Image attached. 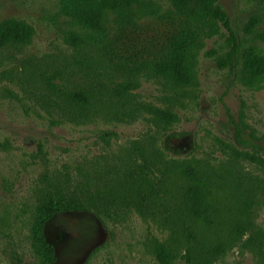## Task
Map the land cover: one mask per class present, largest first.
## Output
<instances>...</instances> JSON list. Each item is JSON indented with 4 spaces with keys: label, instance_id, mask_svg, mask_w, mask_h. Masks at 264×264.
Listing matches in <instances>:
<instances>
[{
    "label": "rangeland",
    "instance_id": "rangeland-1",
    "mask_svg": "<svg viewBox=\"0 0 264 264\" xmlns=\"http://www.w3.org/2000/svg\"><path fill=\"white\" fill-rule=\"evenodd\" d=\"M214 2L229 15L242 60L218 65L228 49L223 30L201 40L191 86L130 75L136 101L178 116L157 126L148 114L72 119L49 97L47 80L89 87L104 66L85 53L84 70L70 73L62 0H0V23L18 19L34 31L23 48L0 49V264H161L157 243L178 255L190 250L193 264H264V169L233 152L264 158V0ZM159 29L146 25L139 34ZM171 160L201 167L209 220L185 210ZM58 184L89 209L63 202L45 221L49 263L33 249L32 228L38 202ZM170 264L188 263L178 256Z\"/></svg>",
    "mask_w": 264,
    "mask_h": 264
},
{
    "label": "trees",
    "instance_id": "trees-1",
    "mask_svg": "<svg viewBox=\"0 0 264 264\" xmlns=\"http://www.w3.org/2000/svg\"><path fill=\"white\" fill-rule=\"evenodd\" d=\"M170 1L172 8L163 9L150 0H62V13L68 18L63 33L67 55L72 59L67 67L70 73L84 70L85 53L94 54L104 68L97 84L89 87L70 89L47 80L49 97L58 100L67 114L79 122L87 121L96 112L120 121L148 114L157 126L177 122L178 116L169 110L136 101L126 86L130 75L147 71L165 77L174 85L191 86L195 82V53L201 40L223 30L228 49L218 57V65L235 68L242 54L229 15L214 0ZM151 24L159 26V35L139 34L142 27ZM33 34V28L22 20H4L0 23V49L23 48ZM116 77L121 81L115 83ZM233 152L264 169V158ZM169 162L184 183L180 197L185 210L195 218L209 220L212 206L201 167L194 160ZM63 202L67 210L89 209L77 193L67 197L59 184L42 196L36 207L32 246L49 263L54 259V250L45 240L43 226L53 213L63 208L60 205ZM154 248L161 264H170L178 256L193 264L190 250L178 255L160 243Z\"/></svg>",
    "mask_w": 264,
    "mask_h": 264
}]
</instances>
